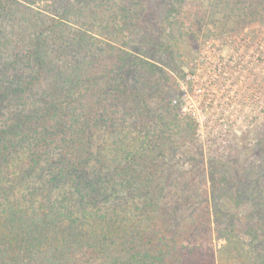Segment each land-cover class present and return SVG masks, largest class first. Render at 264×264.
<instances>
[{
	"label": "trees",
	"instance_id": "obj_1",
	"mask_svg": "<svg viewBox=\"0 0 264 264\" xmlns=\"http://www.w3.org/2000/svg\"><path fill=\"white\" fill-rule=\"evenodd\" d=\"M40 1L0 0V264H218L211 244L168 232L160 162L198 128L164 100L165 69Z\"/></svg>",
	"mask_w": 264,
	"mask_h": 264
},
{
	"label": "rangeland",
	"instance_id": "obj_2",
	"mask_svg": "<svg viewBox=\"0 0 264 264\" xmlns=\"http://www.w3.org/2000/svg\"><path fill=\"white\" fill-rule=\"evenodd\" d=\"M51 4L83 15L86 24L75 25L77 34L118 36L132 57L159 63L170 79L163 81L164 100L181 108V117L186 107L202 119L200 125L195 120L197 141L170 145L160 162L161 199L171 209L168 232L211 244L218 264H245L221 251L227 243L252 256L264 254V0L37 5L48 12ZM102 16L113 20L111 29L98 24ZM208 44L216 50H207ZM188 74L195 78L187 82ZM160 102L153 103L157 110ZM214 187L220 192L215 199Z\"/></svg>",
	"mask_w": 264,
	"mask_h": 264
},
{
	"label": "built area",
	"instance_id": "obj_3",
	"mask_svg": "<svg viewBox=\"0 0 264 264\" xmlns=\"http://www.w3.org/2000/svg\"><path fill=\"white\" fill-rule=\"evenodd\" d=\"M205 48H207V50H214V51L216 50V48H213L211 44L206 45ZM204 52H205V50H204ZM209 52H212V51H209ZM193 78H195V75L188 74L186 76V81L188 82L190 80H193ZM172 102H173V104L178 105L180 101H178L177 99H174ZM179 110L181 111V108ZM182 112H183L182 114L190 115L194 120L197 121V123H199V125L202 123L201 122L202 119L200 118V116H198L196 114V112L191 113L186 107H183L182 108Z\"/></svg>",
	"mask_w": 264,
	"mask_h": 264
}]
</instances>
